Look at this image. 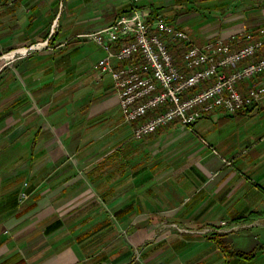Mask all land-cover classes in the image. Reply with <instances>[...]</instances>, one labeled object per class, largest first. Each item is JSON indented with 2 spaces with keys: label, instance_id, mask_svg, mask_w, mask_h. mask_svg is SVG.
Listing matches in <instances>:
<instances>
[{
  "label": "crops",
  "instance_id": "obj_1",
  "mask_svg": "<svg viewBox=\"0 0 264 264\" xmlns=\"http://www.w3.org/2000/svg\"><path fill=\"white\" fill-rule=\"evenodd\" d=\"M61 1L0 0V54L47 38L60 11L48 48L0 66V264H264V98L198 119L219 153L176 122L136 137L113 77L96 67L104 46L77 36L140 7L198 45L247 31L257 39L264 0H65L60 10ZM168 45L184 68L186 43ZM239 85H264V72ZM255 218L221 234L196 231ZM160 220L191 230L161 240L150 225Z\"/></svg>",
  "mask_w": 264,
  "mask_h": 264
},
{
  "label": "built area",
  "instance_id": "obj_2",
  "mask_svg": "<svg viewBox=\"0 0 264 264\" xmlns=\"http://www.w3.org/2000/svg\"><path fill=\"white\" fill-rule=\"evenodd\" d=\"M64 6L65 0H62L60 10ZM59 14L60 11L52 22L47 38L11 48L0 54V61L8 64L48 48L51 38L59 33ZM260 32L262 37L257 39H254V31H247L233 34L227 40L216 38L198 45L186 30L166 16L160 14L151 22L146 10L134 7L100 29L81 32L77 36L96 40L104 46L106 55L97 62L96 67L101 69L100 76L103 72H110L113 77L124 121L131 126L134 136L141 137L163 124L176 122L219 153L196 130L195 124L199 118L217 108L235 114L238 110L261 103L264 85H249L246 92L239 85V82L264 72V54L257 56L264 47V28ZM168 41L186 43L184 68L176 64ZM114 44H118L116 49ZM227 68H231L230 71ZM208 80L210 83L204 88L186 94ZM153 110H157L156 113L147 117ZM221 157L226 165H232V160ZM24 184V189L20 191L22 200L29 196V183L25 181ZM258 222L257 218L251 222L223 220L196 231L221 234ZM164 225H171L181 232L191 230L176 222H166Z\"/></svg>",
  "mask_w": 264,
  "mask_h": 264
},
{
  "label": "rangeland",
  "instance_id": "obj_3",
  "mask_svg": "<svg viewBox=\"0 0 264 264\" xmlns=\"http://www.w3.org/2000/svg\"><path fill=\"white\" fill-rule=\"evenodd\" d=\"M4 64V62L3 61H0V66L1 65H3ZM171 220H167V221H162V220H160V222L158 223V225H156L155 226V224H150V225H154L153 226V231L151 232V235L152 234H155V233H157L158 235H159V239H164V238H166V237H162V232H166V233H169V234H171V232H173V231H177L174 227H172L171 225H169V226H165L164 224L166 223V222H169V223H172V222H170ZM181 225H183V224H181ZM203 225V226H202ZM201 226H198L199 228H202V227H204L206 224H202ZM151 235H150V237H151ZM161 235V236H160ZM154 236H156V235H154ZM150 237H149V239L148 240H150ZM161 239V240H162ZM141 251L142 250H134V258L135 259H138V258H140V254H141ZM111 264H130L129 262H118V263H111Z\"/></svg>",
  "mask_w": 264,
  "mask_h": 264
}]
</instances>
